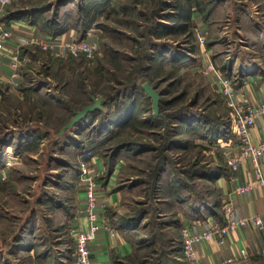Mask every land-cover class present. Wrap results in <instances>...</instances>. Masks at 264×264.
<instances>
[{"label":"rangeland","instance_id":"1","mask_svg":"<svg viewBox=\"0 0 264 264\" xmlns=\"http://www.w3.org/2000/svg\"><path fill=\"white\" fill-rule=\"evenodd\" d=\"M0 28L23 36L12 48L21 71L0 83V264L76 263L82 162L97 192L111 180L118 193L108 223L133 247L119 264H187L182 230L221 220L212 179L238 143L206 65L241 92L245 68L264 61V0H15L0 9ZM46 35L98 51L86 60L24 43ZM145 82L160 93L157 114ZM92 96L101 109L60 135Z\"/></svg>","mask_w":264,"mask_h":264},{"label":"built area","instance_id":"2","mask_svg":"<svg viewBox=\"0 0 264 264\" xmlns=\"http://www.w3.org/2000/svg\"><path fill=\"white\" fill-rule=\"evenodd\" d=\"M15 0H0V9ZM14 34L7 29L0 28V53L5 50V46L13 39ZM199 42L204 44L205 37L198 33ZM26 45L36 44L42 50H49L50 52L65 53L71 57H82L86 60H92L97 51L98 46L93 41L86 38H59L46 35L41 37H30L25 39ZM9 74L4 77L0 74V83L15 79L21 71V59L18 56L17 50L9 53ZM207 72L215 74L220 80L221 92L226 98L227 107L232 108L234 116V124L236 126V140L237 146L234 152H229L227 156L228 169L236 171L242 164L249 162L251 165L253 178L243 185L234 187V193L246 194L247 192L259 190L264 186V170L262 167V160L264 155V141L256 143L251 139V130L255 126V121L264 115V102L260 104H252L246 96L236 98V91L234 90L233 81L229 77L220 75L216 71L214 65L210 61L207 65ZM212 74V75H213ZM87 156V154H86ZM85 156V157H86ZM85 162L81 165V182L84 186L85 203L84 209L86 212L87 228L79 230L70 227V233L74 242L75 264H93L91 258L90 245L96 240L101 229H106L111 235L115 232L107 223L106 205L100 203L97 193V181L95 174L87 167ZM100 217L103 221L99 223ZM223 223L212 221L211 224L204 230L192 232L190 228H184L181 233L182 251L185 256L187 264H200L198 257L195 254V246L201 242H211L215 238L220 243H224V236L238 226H245L252 222L258 228H263L264 222L257 215L249 216L247 218H237L235 216L234 206L228 199L223 202ZM241 255L246 256L245 251L240 252ZM261 254L264 256V249ZM236 262L235 258L227 259L221 264H233Z\"/></svg>","mask_w":264,"mask_h":264},{"label":"crops","instance_id":"3","mask_svg":"<svg viewBox=\"0 0 264 264\" xmlns=\"http://www.w3.org/2000/svg\"><path fill=\"white\" fill-rule=\"evenodd\" d=\"M12 26L19 30L22 29L26 32V35L33 32L37 35L34 24L29 25L23 21L15 20ZM13 34V39L5 46V50L0 53V74L4 77L9 74V53L13 50L12 48L16 42L21 43L19 37H23ZM244 71L248 78L244 79V82L239 86L241 92H236V98L239 99L241 96H246L252 104L264 102V61L259 62L256 67H247ZM9 82L6 81L2 84L9 85ZM254 124L255 126L251 130V139L256 143H260L264 141V115L260 116ZM221 145L223 146L224 144ZM262 167L264 170V157ZM97 168H99V163ZM252 178L251 165L249 162H245L236 171L227 170L220 172L213 177L212 181L214 190L223 199V202L226 198L234 206L237 218L257 215L264 222V186L259 190L247 192L246 194L233 192L234 187L245 184ZM110 185L111 180L107 183L106 188H99L97 192L99 202L104 203L106 207L115 206L119 199L118 193L113 192V187ZM214 217L213 215H208L201 222H191L190 230L198 232L206 229L211 224L210 222L216 220ZM102 221L103 217H100L99 223ZM219 222L223 223L222 217ZM87 224L86 212L84 205H82L81 213L70 227L84 230V228L88 227ZM224 239V243H220L215 238L211 242H201L195 246V254L200 264H221L231 258L236 259L233 264H264V256L261 254L264 249V226L261 229L250 222L245 226H238L232 229L224 236ZM132 249V244L126 241L120 233L116 232L111 235L106 229H101L96 240L90 245L92 263L119 264L120 260L131 256ZM241 251H245L246 256L241 255Z\"/></svg>","mask_w":264,"mask_h":264},{"label":"water","instance_id":"4","mask_svg":"<svg viewBox=\"0 0 264 264\" xmlns=\"http://www.w3.org/2000/svg\"><path fill=\"white\" fill-rule=\"evenodd\" d=\"M145 94H148V96L152 99L153 102V110H155V113H158V104L160 102V93L156 92L155 89L153 88V86L149 83V82H145V84L142 86ZM91 104H88L84 107H82V109L80 111H73L74 112V116L73 118L67 122L65 124V126L63 127L62 132L60 133V135H63L65 133V131L71 129V127L77 123L78 121H80L81 119L87 117L89 114L94 113L95 110L97 109H101V105L104 104L105 100L102 97H91Z\"/></svg>","mask_w":264,"mask_h":264},{"label":"trees","instance_id":"5","mask_svg":"<svg viewBox=\"0 0 264 264\" xmlns=\"http://www.w3.org/2000/svg\"><path fill=\"white\" fill-rule=\"evenodd\" d=\"M88 10H89V9L84 10L86 14L89 13ZM34 18H36V17H34ZM33 24H34V23H33ZM51 29H52V28H51ZM55 33H56V31H55ZM57 35H58V34H57ZM216 131H218V130H216ZM216 131H215V133H216ZM223 137H224V136H223ZM220 138H222V137L220 136ZM222 139H223V138H222ZM223 140H224V139H223ZM228 142H229V141H228ZM228 142H226V143H228ZM106 208H107V207H106ZM106 208H105V209H106ZM106 212H107V209H106ZM106 212H105V214H106ZM106 218H107V223H108V215H107V214H106ZM108 225H109V223H108Z\"/></svg>","mask_w":264,"mask_h":264}]
</instances>
